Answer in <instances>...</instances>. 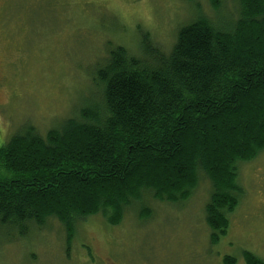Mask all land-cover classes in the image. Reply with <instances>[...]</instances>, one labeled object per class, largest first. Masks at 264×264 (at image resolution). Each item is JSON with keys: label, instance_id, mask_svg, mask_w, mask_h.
Returning <instances> with one entry per match:
<instances>
[{"label": "trees", "instance_id": "trees-1", "mask_svg": "<svg viewBox=\"0 0 264 264\" xmlns=\"http://www.w3.org/2000/svg\"><path fill=\"white\" fill-rule=\"evenodd\" d=\"M238 1L230 25L201 16L179 29L169 53L149 32L140 56L111 47L94 77L100 103L44 136L28 125L0 142V229L23 233L54 217L71 241L76 223L94 215L118 225L138 204L151 215L146 193L187 200L202 172L212 241L226 235L243 195L238 164L264 151V0ZM244 258L264 264L250 251Z\"/></svg>", "mask_w": 264, "mask_h": 264}, {"label": "rangeland", "instance_id": "rangeland-1", "mask_svg": "<svg viewBox=\"0 0 264 264\" xmlns=\"http://www.w3.org/2000/svg\"><path fill=\"white\" fill-rule=\"evenodd\" d=\"M239 12L238 0H0V142L28 125L44 136L100 103L94 77L111 47L140 56L149 32L169 53L181 27L203 16L224 28ZM199 176L187 200L146 193L151 215L140 216L141 204L118 225L94 215L76 223L71 241L54 217L23 233L1 228L0 264H225L227 256L246 264L245 251L264 260V151L239 162L243 195L218 242L206 223L211 182Z\"/></svg>", "mask_w": 264, "mask_h": 264}, {"label": "flooded vegetation", "instance_id": "flooded-vegetation-1", "mask_svg": "<svg viewBox=\"0 0 264 264\" xmlns=\"http://www.w3.org/2000/svg\"><path fill=\"white\" fill-rule=\"evenodd\" d=\"M29 262V261H28ZM33 262V264H37L38 262H34V261H31V263ZM116 263V262H115ZM118 264V263H116ZM124 264H127V263H124Z\"/></svg>", "mask_w": 264, "mask_h": 264}]
</instances>
